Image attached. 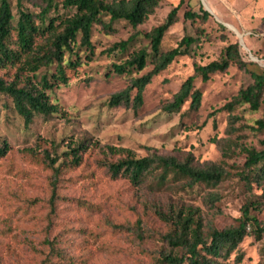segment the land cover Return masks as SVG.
Here are the masks:
<instances>
[{
    "label": "rangeland",
    "instance_id": "1",
    "mask_svg": "<svg viewBox=\"0 0 264 264\" xmlns=\"http://www.w3.org/2000/svg\"><path fill=\"white\" fill-rule=\"evenodd\" d=\"M178 3L161 0L136 28L125 21L113 22L109 31L94 25L90 60H83L75 71L68 70V84L50 92L60 113L37 116L25 127L11 99L0 94V144L5 141L10 148L0 160V264H159L160 252L168 249L162 239L168 229L154 214V205L164 210L167 206L191 207L205 229L222 230L236 226L243 206L251 202L256 208L249 206L250 213L264 225V179L251 189L240 179L245 159L241 146L260 149L259 141L264 139V131L253 132L241 125H254L264 117V99L256 112L247 105L236 107L232 114L240 116V121L230 133L229 113L222 110L239 88L252 82L249 74L231 65L205 83L197 78L194 87L201 92L197 110L191 111L188 103L178 113L162 110L193 74L194 64L217 60L230 43L238 44L249 70L264 72V0H185L162 39L161 50L175 48L190 36L195 43L189 55L176 58L151 79L138 109L108 103L131 77L141 76L152 65L147 62L140 73L117 76L110 67L119 63L117 56L105 50L137 33L129 52L142 47L149 51L143 35L163 23ZM10 4L15 13L16 0ZM23 5L38 12L37 2L24 1ZM200 8L210 14L206 21L184 19V12H199ZM43 73L41 69L37 76ZM75 140L128 148L139 157L147 148L179 159L190 153L195 165L220 163L227 177L213 188L200 185L189 191L178 187L157 191L147 182L135 189L125 179L109 175L99 164L103 154L94 147L84 155L82 165L58 176L55 211L49 217L52 172L39 156L23 151L48 149L61 155L65 144ZM209 194L217 196L213 205L207 203ZM45 239L62 251V257L46 259L50 248L43 244ZM174 254L186 255L179 249ZM215 260L217 264H264V231L259 238L249 232L228 257Z\"/></svg>",
    "mask_w": 264,
    "mask_h": 264
},
{
    "label": "trees",
    "instance_id": "2",
    "mask_svg": "<svg viewBox=\"0 0 264 264\" xmlns=\"http://www.w3.org/2000/svg\"><path fill=\"white\" fill-rule=\"evenodd\" d=\"M24 1L32 4L37 2L38 12L24 6ZM184 1L179 0L163 23L143 35L148 40L149 51L142 47L129 52V46L136 40L137 33L105 50L108 55L117 56L119 63L110 65L111 72L117 76L140 73L146 68L147 62L152 65L148 72L139 77H131L124 89L112 94L108 99L110 106L138 109L142 105L143 91L151 79L176 58L189 55L191 46L195 43V39L190 36L183 37L175 48L161 50L162 39L176 22ZM160 2L161 0H16V11L13 13L10 0H0V94L11 99L13 108L22 118L25 127L37 116L51 117L60 113L61 108L51 101L50 92L68 84V70L75 71L83 60H90L93 54V26L99 25L104 31H109L113 22L125 21L136 28L154 13ZM209 16L202 8L199 12L188 10L183 14L184 19L189 21H206ZM104 18H107V22ZM231 65L244 70L252 80L247 86L239 88L237 94L222 107V110L229 113L228 132L234 131V124L240 121V116L232 114L234 109L247 105L250 111L256 112L264 99V72L248 69L237 43H230L223 48L217 60L204 65L194 64L193 74L184 80L171 100L162 106V110L168 114L178 113L186 103L191 111L197 110L201 92L195 89V80L199 78L205 83L211 76L224 73ZM41 69L45 73L37 76ZM241 126L253 132L264 131V117L256 120L254 125ZM259 144L260 149L245 146L240 149L245 155L242 166L244 173L240 179L248 189L252 188V184L259 186L264 179V139ZM94 147L103 154L99 164L109 175L125 179L135 189L147 182L151 189L157 191L172 187L189 191L200 185L213 188L227 177V171L220 163L198 166L194 164L190 153L179 159L147 148L146 154L139 157L131 149L92 145L88 140L68 141L61 155L48 149H42L39 153L31 148L25 149L23 152L26 154L39 156L52 172L47 216L54 215L56 184L60 173L82 165L84 155ZM226 148L227 143L223 145V155L226 154ZM9 149L5 141L0 144V160L7 155ZM59 160L61 162L58 163ZM217 200L214 194L207 197L210 205ZM249 206L256 208L251 202L245 204L236 226L218 230L212 226L205 229L201 217H197L196 210L191 207L167 206L164 210L161 206L154 205V214L168 229L162 238L168 249L160 252L159 264H184L185 261L187 264H217L215 258L228 257L249 232L259 238L264 225L250 213ZM43 244L50 248L46 259L50 260L52 256L62 257V251L55 249L51 241L45 239ZM176 249L185 251V257L174 254Z\"/></svg>",
    "mask_w": 264,
    "mask_h": 264
},
{
    "label": "bare ground",
    "instance_id": "3",
    "mask_svg": "<svg viewBox=\"0 0 264 264\" xmlns=\"http://www.w3.org/2000/svg\"><path fill=\"white\" fill-rule=\"evenodd\" d=\"M230 30H235L234 27H232L231 25L227 26Z\"/></svg>",
    "mask_w": 264,
    "mask_h": 264
}]
</instances>
